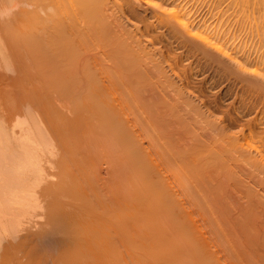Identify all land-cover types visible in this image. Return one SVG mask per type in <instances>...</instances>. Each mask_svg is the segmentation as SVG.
I'll return each instance as SVG.
<instances>
[{
    "label": "bare ground",
    "instance_id": "6f19581e",
    "mask_svg": "<svg viewBox=\"0 0 264 264\" xmlns=\"http://www.w3.org/2000/svg\"><path fill=\"white\" fill-rule=\"evenodd\" d=\"M195 4L0 0V264H264V60ZM170 51L241 84L233 118Z\"/></svg>",
    "mask_w": 264,
    "mask_h": 264
},
{
    "label": "rangeland",
    "instance_id": "374dc122",
    "mask_svg": "<svg viewBox=\"0 0 264 264\" xmlns=\"http://www.w3.org/2000/svg\"><path fill=\"white\" fill-rule=\"evenodd\" d=\"M186 1H187V0H186ZM196 1H197V3L199 4V3H202L203 0H201V1H200V0H199V1H198V0H193V2L190 0V6H188V7H191V5H192V4H195ZM206 1H207V0H205L204 3H205V6H206V3L208 4V6H207L208 10H207V8H205V11H203V10H204L203 8L205 7L203 3H202L203 6H202V5H197V4H195L196 6H198V7L201 9V10H200V9H197L198 7H196V13H197V11L200 10V12H198L196 15L194 14V15L197 17V20H199L201 17H204V16H205V18H203V19H205L206 21L209 19L210 23H211V22L214 23V24L211 23V25L217 27L218 30H221L222 26H224V24H223V21H224V20H225L224 22H227V23H229V21H231V23H232V21H233L232 24H234V23H236V20L239 19V17H241V19H242V17H243V19H245V21H244L245 24H244V25H242V24H243V21H242L241 19H240L241 21H239V22H242L241 24H240L238 21H237V23H236L239 27H237L236 24H234V25H236V26L233 25L234 27L231 25V23H230V26H232V27H230L229 25L226 24V27H225V28H226V29H229V30H227V31H230V30H231V31L229 32V36L227 35L228 33H225V32H224V37H223V38H225V39L227 38V40H229L230 38H228V37L233 38L234 35L236 36V34H237V35H238V38H235V37H234V38H235L234 43L231 42V41L229 40V44L231 43V45H236L237 43H240L241 41H242V42L248 41V43H247V42H246V43H247L248 47L250 48V50H255L256 47H258V48H259V53H260V54L262 53L261 55H264V53H263V51H264V47H263V46H264V38H263V37H264V24L262 23V21H263L264 19H263V20L261 19V21H260V19H258V18H261V17L264 18V1H263V0H261V1H260V0H259V1H256V0L254 1V0H253V2H251V1H252V0H251L250 3H249L248 0H243V1H244V2H243L244 5H243V3L240 4V8H241V5H242V7H245V8H241V9H242V10H243V9L246 10V12H244V13H243V11H241L243 14L240 13V8H239V6H236V5H235L236 3L232 4V5H233V6H232V5H231V2H230L229 0H228V1L226 0V2H225V0H223V2H225L224 4H223V3H220V2H222V0H219L220 2L217 0V1L219 2V4H220V5H219L220 7L218 6V3H217V2H216V3H217L216 5L218 6V8H221V6L223 5V7L221 8L223 11H220V9L218 10V8L216 7V5H215V1H216V0H215L214 2H213V0H212V2H211V0H210V1H207V2H206ZM232 1H234V0H232ZM235 1H236V0H235ZM245 1H248V2H246L247 4H245ZM178 2H179V1H178ZM191 2H192V4H191ZM194 2H195V3H194ZM236 2H237V5H239L238 2H240V1L237 0ZM241 2H242V0H241ZM209 3H211V4L209 5ZM212 3H213L214 5H213ZM227 3H230V4H227ZM253 3L256 4V5H254ZM225 4H226V5H225ZM248 4H249V5H248ZM188 5H189V4H188ZM195 5H194V7H193L194 10L192 9V12H195ZM227 5H229V6L231 5V6H230L231 8H230L229 10H228V9H227V10H224V9H226V8H229V6L224 8V6H227ZM250 5H251L252 9L250 8ZM200 6H201V7H200ZM210 6H211V9H213V11L215 12V13H214L215 15L213 14L214 17L218 18L217 15L220 14L221 17H224V16H225V17H230L231 19L234 17L235 19L233 18V19L231 20V19L228 18V19H229V21H228V20H226L225 17H224V19L221 18V19H223V20L220 21V25H219V24L217 25V22L219 23V21H217V20H220V19H215V18L212 16V18H214L213 20L216 21V24H215V22L212 20V18H208V19H206L207 17H210V16L212 15V14H211L210 16H207V15L210 13V12H209V8H210ZM247 6H249L250 10H252V11H254L253 9H255V8H256V9H259L260 11L257 10V11H259L258 13L262 12L263 15L259 17L258 15H260L261 13L258 14L256 11H254V12L257 13V15H255L254 18L252 17V18H253V20H251L252 23L250 22V20L247 21L248 18L251 17V16H249V15H250L249 12H251L252 15L254 16V12L250 11L249 8H248ZM253 6H254V7L257 6V7L254 8ZM259 6H260V7H259ZM237 8H238V9H237ZM260 8H261V9H260ZM202 9H203V10H202ZM211 9H210V10H211ZM232 9H233V10L235 9L234 12L236 11V15H234L235 13H233V10H232ZM247 9H248V11H247ZM15 10H17V8H16ZM15 10L13 11V13L15 12ZM206 10H207V11H206ZM237 10H239V11L237 12ZM17 11H18V10H17ZM138 11H139V9H138ZM150 11H151V10H150ZM202 11H203V12H202ZM228 11H229V12H228ZM201 12H202V13H205V12H206L207 15H206V13L202 15ZM208 12H209V13H208ZM211 12H212V11H211ZM231 12H232V13H231ZM148 13H149V11H148ZM199 13H201L200 16H199ZM212 13H213V12H212ZM245 13H246V14H245ZM247 13H248L249 15H248ZM256 13H255V14H256ZM216 14H217V15H216ZM237 14H238V15H237ZM140 15H143V13H141ZM220 15H219V17H220ZM233 15H234V16H233ZM241 15H245L246 17H247V16H248V17H247V19H246V17L241 16ZM130 16H131V15H130ZM132 16H133V15H132ZM132 16H131V17H132ZM198 16H199V17H198ZM235 16H238V17H237L238 19H237ZM256 16H258V17L256 18ZM6 17L9 18L10 15H9V16H6ZM6 17H5V16H4V17L1 16V17H0L1 19H0V20L3 21ZM11 17H12V16H11ZM131 17H128V18L131 19ZM134 17H135V16H134ZM196 17H194V18H196ZM2 18H3V20H2ZM8 18H7V19H8ZM255 18H256V19H255ZM9 19H10V18H9ZM134 19H135V18L132 17L131 20H134ZM203 19H202V20H203ZM250 19H251V18H250ZM254 19H255V21L258 19V20L262 23V25H260L261 23L257 20L260 24L257 23L256 25L260 28V30H259L258 27H256V28H258V29H255V32H252V31L248 32V25H249V24L252 26V27H251L252 30L254 29V28H253V25H255V24H254V23H255ZM211 20H212V21H211ZM234 20H235V22H234ZM7 21H8V20H7ZM7 21H6V22H7ZM134 21H135V20H134ZM246 21H247V23H246ZM253 21H254V22H253ZM257 21H256V22H257ZM135 22H136V21H135ZM221 22H222L223 25L221 24ZM249 22H250V23H249ZM263 22H264V21H263ZM131 23H132V24H137V23H134V22H129V24H131ZM210 23L207 22V24H210ZM248 23H249V24H248ZM239 24L242 25V26L240 27ZM247 24H248V25H247ZM250 25H249V30L251 29V28H250ZM256 25H255V26H256ZM138 26H141V25L139 24ZM219 26H220V27H219ZM261 26H262L263 28H261ZM236 27H237L238 30H239V28H240V33H238V30H236ZM246 27H247V28H246ZM234 28H235V29H234ZM226 29H224V30H226ZM243 29H244V30H243ZM222 30H223V28H222ZM222 30H221V32L224 31V30H223V31H222ZM233 30H234V31H233ZM245 30H247V31H245ZM232 31H233V33H236V34L231 35V34H232ZM236 31H237V32H236ZM251 32L253 33V35H254V33H255V36H254V39H253V40H252L253 37L248 35V33L250 34ZM258 32H259V33H258ZM155 35H157V34H155ZM230 35H231V36H230ZM250 35H251V34H250ZM259 35H260V36H259ZM227 36H228V37H227ZM258 36H259V37H258ZM236 37H237V36H236ZM234 38H233V39H234ZM249 38H250V39H249ZM233 39H232V41H233ZM240 39H241V41H240ZM256 39H257V40H256ZM262 39H263V40H262ZM237 40H238V42L236 43ZM244 40H245V41H244ZM250 40H251V41H250ZM259 40H260V41H259ZM239 41H240V42H239ZM252 41H253V42H252ZM256 41H257V42H256ZM157 42H158V41H157ZM157 42H156L157 45H155V47H157V46H160V47H161L162 42L160 41L161 43H160L159 45H158L159 42H158V43H157ZM250 42H251V43H250ZM232 43H233V44H232ZM253 43L256 45L255 48H254V46H253L254 49H253L252 47H250L251 44L254 45ZM163 45H164V44H163ZM163 45H162L161 48L159 47V48L161 49V51H165V50L167 49V47L165 48V47H163ZM244 45H245V43H244ZM260 47H262V48H260ZM162 48H165V49H162ZM258 48L255 50V52L258 51ZM243 49H244V50H243V51L241 50V53L245 52V49H247V48H243ZM167 50H168V49H167ZM168 51H169V50H168ZM168 51H167V53H168ZM171 52H172V51H170L169 54H171ZM179 52H180V51H179ZM251 52H253V51H251ZM251 52L249 51L250 54L246 52L245 55L248 54L249 56H251V58H253L252 56H253L254 52L252 53V55H251ZM165 53H166V51H165ZM256 53H257V56H256V58H257L259 53H258V52H256ZM169 54H167V55H169ZM173 54H177V52H175V53H173ZM173 54H171V56L174 57L173 63H174V64L176 63V64H175L176 67H175L173 70L176 71V68H177V70H179L178 72H180L181 74L184 72V69L186 70L185 73H186V72H190L191 69H190V67L188 66L187 63H190V61L192 60L191 63H190V65H191L192 62H193L195 59L197 60V61L195 60V61L193 62V64H192V66H191V68L193 67L194 70L192 69V71H191V72H192L191 74H192V76H193V77L191 78L192 80L190 79L191 82L189 81V82L191 83V85L188 84V81H187V84H188L189 86L192 87V88H191V87H189V88H191V89L193 90L194 93L198 94V91L196 92V90H198L199 88H201V89H200L201 91H203V89L205 90L206 87L204 88V86H205V83H206L207 81H208L207 84L209 83L208 85H210V86H211V84L213 83L214 85L212 84V86H211V87H213V88H211V91H210L211 93H209V91H207L208 93H206V95H205L206 90L210 89V86L206 85L207 88H208V87H209V88H208V89L206 88V90H205L203 96H200V95H202L203 92H199V93H201L200 95L198 94L199 97H200V98H201V97L204 98V96H206V98H207L209 101H207V99L204 98L205 102H206V101L209 102V103H207V102H206V103H207L211 108H214V109H215V106L213 107L214 104H215V105H218V107H219L220 105L222 106V104L225 103L224 106L227 107L228 109L225 108L224 106H222L223 108L221 107L222 109H220V110H219L218 107H216V108H218V111H220L221 113L225 111V112H224V115H226V117L230 115V116L233 118V117H234V116H233V110H231V109H233V107L231 108V107H230L231 105L229 104V105H230V106H229L228 103H232V102L234 103L235 101H237V99H238L239 97H237V99H236V95L239 96V95H240V92L243 90V89H241V87H240L241 84L239 83V85L237 84V86H236L235 83L231 84L230 82L228 83L227 81H225V82H226V83H225L222 79H219V78H218V76L216 75L217 73L215 72L216 70L214 71V68H213V67L208 66V67H211V68L209 69L210 72H209V70H207L208 68L206 67L207 65L204 64L205 62H202V63H201V60L203 61V59H201L200 62H198L200 57L197 56V55H196V57H195L194 55H193V57H192V55H190V56L188 55L189 57L195 58V59L190 58V59H191V60H190L189 57H187V59H186V56H187V55H186V56H184V55H182V56H181V55H180V56H179V55H175V56H174ZM178 54H179V53H178ZM243 54H244V53H243ZM167 55H165V56H167ZM255 55H256V54H255ZM261 55H260L261 59L264 60V57L261 56ZM171 56L169 55V57H171ZM178 56H179V57H182V58H178ZM169 57H168V58H169ZM177 58H178L179 60H178ZM197 58H198V59H197ZM166 59H167V57H166ZM172 59H173V58H170L169 61H168V59H167V62L171 63V62H172V61H171ZM181 59H182V62L185 61L186 63H185V62L182 63V62H181ZM185 59H186V60H185ZM188 59H189V60H188ZM177 60H178V61H177ZM187 60H188V61H187ZM170 61H171V62H170ZM180 62L182 63V65H181ZM195 62H196V63H199V64H198V65L196 64V67L194 68V66H195L194 63H195ZM173 63H171V64H173ZM179 64H180V65H179ZM201 64H202L203 66L205 65V66H204L205 69H204V67H203ZM178 65H179V66H178ZM170 66H172V65H170ZM180 66H181V69L179 68ZM182 66H183V69H182ZM186 66H188V67L185 68ZM199 66H201V68L204 69V70H202V71H204V74H203L202 71H200L201 68H200ZM197 67H198V69H200V70L196 69ZM172 68H173V66H172ZM188 68H189L190 71H188ZM206 68H207V69H206ZM212 68H213V71L216 73V74H215V73L213 72L215 75L212 73ZM195 69H196V70H195ZM181 71H183V72H181ZM193 71H194V72H193ZM199 71H200V72H199ZM207 71H208V72H207ZM197 72H199L198 75H197ZM205 72H207V73H205ZM10 73H11V72H7L8 75H12V73H11V74H10ZM175 73L177 74V71H176ZM180 73H178V76H179V77L181 76ZM193 73H194V74H193ZM188 74H189V73H187L186 76H188ZM195 74H196L197 76H196ZM200 74H201V76H199ZM202 74H203V75H202ZM207 74H209L208 77H210V78H208V77L205 78V77H206L205 75H207ZM183 75L185 76V74L183 73L182 76L180 77V78H182V82H184L185 79L189 80L188 78L190 77V75H189V77H187V78H185L186 76L183 77ZM211 75H212V76H211ZM194 76H195V77H194ZM214 76H215V77H214ZM216 76H217V78H218V80H217V81H218V84H220V83L223 84V83H224V85H222V84H220V85L216 84V83H217V82H216ZM196 77H197V78H196ZM193 78H194V79H193ZM204 78H205V80H203ZM214 78H215V79H214ZM195 79H196V80H195ZM200 79H202L204 82L201 81ZM225 79H226V78H225ZM227 79H230L231 82H234V81L231 79V77H230V78L227 77ZM209 80H210V82H209ZM211 80H212L213 82H212ZM220 80H222V81H220ZM5 81L7 82V80L4 79L3 76H2V78H0V85H2V86H0V91H2L1 89L3 88V85L6 86V85H5ZM205 81H206V82H205ZM214 81H215L216 83H215ZM228 81H229V80H228ZM2 82H3V83H2ZM185 83H186V82H184V85H186ZM227 83H228V84H227ZM236 83H237V82H236ZM194 84H195V85H194ZM202 84H203V85H202ZM230 84H231V87L229 88ZM201 85H202L203 87H201ZM226 85H228V89H227V86H226ZM234 85L236 86V88L239 86L241 90H237V89L235 88ZM197 86H198V87H197ZM199 86H200V87H199ZM216 86H217V88H216ZM220 86L223 87L224 89L226 88L225 91H223L224 89L221 88ZM233 86H234V87H233ZM186 87H187V85H186ZM193 87H194L196 90L193 89ZM218 87L220 88V91H219V88H218ZM239 87H238V88H239ZM189 88H188V89H189ZM202 88H203V89H202ZM231 88L234 89V90H233L234 92L232 91ZM4 89H5V88H3V90H4ZM191 89H189V90H191ZM215 89H216V90H215ZM230 89H231V91H230ZM192 90H191V91H192ZM228 90H229V91H228ZM235 90H237V91L235 92ZM217 91H218L219 93H217ZM222 91H223V92H222ZM226 91H227V94H226ZM228 92H231L232 95H231L230 93H228ZM237 92H238L239 94H238ZM2 93H5V91H4V92H3V91L0 92V96H1V97H0V99H1V100H0V106H1V107H0V110H1V111H3V109L5 110V107H6V105H7V103H5V101H4V96H2ZM221 93H222V94L225 93L226 96H225V94L222 95ZM211 94H212V95H211ZM235 94H236V95H235ZM4 95H5V94H4ZM215 95H216V98H215L216 101H215V99H214ZM217 95H219V97L221 96V98H217V97H218ZM227 95H228V96H227ZM230 95H231V96H230ZM233 95H235V96H234V97H235V98H234L235 101L233 100V98H231ZM212 96H213V97H212ZM223 96H224L225 98H223V100H222V97H223ZM229 96H230V98L232 99V101H231V99H228ZM2 97H3V98H2ZM201 99H202V98H201ZM210 99H212L215 103L213 104V101H212V100L210 101ZM218 100H221V101H222L221 104H220V101H218ZM224 100H225V101H224ZM238 100H239V99H238ZM1 101H2V102H1ZM210 102H211L212 104H211ZM218 102H219V104H218ZM216 103H217V104H216ZM233 103H232V104H233ZM210 104H211L212 106H211ZM234 104H235V107H238V106L240 105V104L238 105L236 102H235ZM234 104H233V105H234ZM236 104H237L238 106H237ZM3 105H4V106H3ZM229 107H230V108H229ZM224 108H225L226 110H225ZM221 110H223V111H221ZM227 110H228V112H227ZM230 112H231V113H230ZM4 113H5V112H4ZM225 113H226V114H225ZM228 113H229V114H228ZM253 113L255 114V112H253ZM253 113H250V114H249L250 117H247L248 121H249V118H251V120H252L253 117L255 116V115H253ZM222 114H223V113H222ZM251 114H252V116H251ZM249 115H248V116H249ZM245 117H246V116H245ZM245 119H246V118H245ZM245 119H243V120H245ZM247 119H246V120H247ZM246 120L244 121V123L247 122ZM241 122H242V121H241ZM249 123H251V122H249ZM245 125L247 126V124H245ZM245 125H243V122H242V124H240V127H241V126H245ZM246 126H245V128H246ZM238 127H239V126H238ZM247 127H248V126H247ZM241 128L243 129L244 127H241ZM241 128H240V130H242ZM260 128H261V127H260ZM263 128H264V127H263ZM236 129H237V128H236ZM238 129H239V128H238ZM246 129H247V128H246ZM246 129H245V130H246ZM259 131H260V133H261V130H259ZM259 131H258V132H259ZM246 132H249V129H247ZM150 133H151V131H150ZM260 133H257V134L255 133V134H256V136H261L262 134H260ZM148 134H149V133H148ZM151 134H152V133H151ZM152 135H153V134H152ZM152 135H151V136H152ZM154 136H155V135H154ZM154 136H152V137L155 138ZM152 137H151V138H152ZM148 138H149V137H148V135H147V139H148ZM151 138H150V139H151ZM153 138H152L151 140H149V141H150V142H151V141L153 142V141H154ZM155 141L158 143V141L156 140V138H155ZM155 141H154V143H155ZM151 144H152L153 146L155 145V144H153V143H151ZM154 147H156V146H154ZM156 149H157V148H156ZM45 166H47V165L45 164ZM45 166H44V167H45ZM47 167H48L47 169H49L50 165L47 166ZM104 168H105V167H104ZM245 169L247 170V168H245ZM245 169H244L245 172H244V171L242 172V173H244V174L246 173V170H245ZM49 170H50V169H49ZM51 171H54V170L51 169L50 172H51ZM248 171H249V170H248ZM247 173H248V172H247ZM103 175H105L104 172H103ZM246 175H248V174H245V176H246ZM249 175H250V172H249ZM249 175H248V176H249ZM245 176H244V177H245ZM246 177H247V176H246ZM255 180H256V178H255ZM47 181H53V180H51V179L49 178ZM256 181H257V180H256ZM256 183H257V182H256ZM260 183H261V182H260ZM257 184H259V183H257ZM259 185H260V184H259ZM261 185H262V186H260V187H264V182H262ZM41 186H42V185H41ZM237 186H239V185H237ZM242 187H244V186H242ZM239 189H240V187H239ZM243 189H244V188H243ZM232 200H234V201H233V202H235V205H234V206H236V200H235V198H232ZM232 200H231V201H232ZM231 206H232V205H231ZM36 212H37V213H36L37 216H36V215H35V216H36V218H37V217H39V216H38V213L41 214L42 211L40 212V210H37ZM34 214H35V213H34ZM35 216H33V218H34ZM230 216H231V215H230ZM231 217H232V216H231ZM36 218L32 219V217H31V219H32V220H31V223H29V222H30V220H29L30 218H29V219H28V220H29V222H28L29 224H27L28 227H27V226H24V228H25V229H28V230H31V231L35 230L36 228L33 227L34 223H36V224H35V226H36L37 224L43 222V218H42V219H40L41 217L37 218V220H36L37 222L35 221ZM206 218H207V217H206ZM229 219H230V218H229ZM28 220H27V221H28ZM38 220H39V221H38ZM232 220H233V217H232ZM232 220H231V221H232ZM27 221H26V222H27ZM40 221H41V222H40ZM231 221H230V222H231ZM26 222H25V223H26ZM208 222H209V221H208ZM209 223H210V222H209ZM31 224H33V225H31ZM211 224H212V223H211ZM211 224H210V225H211ZM229 224H230L229 226L227 225L228 227H230L232 224H235V222L233 221L232 224H231V223H229ZM25 225H26V224H25ZM29 225H30L32 228H31ZM212 226H213V225H212ZM212 226H211V229H213ZM36 227H37V226H36ZM228 227H227V228H228ZM234 227H236V224L234 225ZM234 227H233V225H232L231 228L234 229ZM24 233H25V232H24ZM257 233H258V232H257ZM257 233H256V234H257ZM21 234H23V232H22ZM260 234H261V231H260L259 234H257V236H259ZM230 236H232V235H230ZM230 236H229V237H230ZM260 236L262 237L263 235L261 234ZM260 236H259V238H260ZM257 238H258V237H257ZM262 238H263V237H262ZM262 238H261V239H262ZM261 239H260V240H261Z\"/></svg>",
    "mask_w": 264,
    "mask_h": 264
}]
</instances>
